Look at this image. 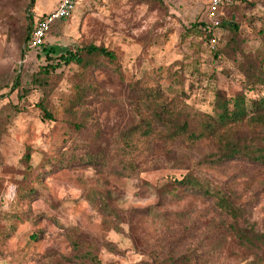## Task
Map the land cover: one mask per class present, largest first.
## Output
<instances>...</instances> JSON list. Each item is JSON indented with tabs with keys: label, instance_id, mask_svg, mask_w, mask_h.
<instances>
[{
	"label": "rangeland",
	"instance_id": "rangeland-1",
	"mask_svg": "<svg viewBox=\"0 0 264 264\" xmlns=\"http://www.w3.org/2000/svg\"><path fill=\"white\" fill-rule=\"evenodd\" d=\"M61 1L0 0V264L41 260L51 264L73 252L67 233L75 227L103 264H153L171 250L191 251L202 264L199 257L207 255L210 246L218 249L208 264H259L234 236L215 233L213 223L220 217L211 199L179 189L176 197L164 191L174 179L201 175L217 190H234L248 209V218L264 232L263 167L242 161L227 169L201 163L216 151V143L208 138L196 143L152 139L127 155L134 170L123 169L121 161L126 149L122 134L138 122L137 94L130 85L160 89L162 99L177 105L190 128L200 130L204 116L213 110L215 92L236 95L242 90V65L259 63L264 51V0H247L255 6L242 4L227 12L225 19L234 20L239 28L234 39L231 29H220L217 57L198 24L206 21L208 0H80L69 19L53 23L45 44L29 49L24 40L29 24L42 13L54 12ZM90 42L115 51L116 64L90 75L75 63L58 66V60H47L46 47L75 51ZM43 66L51 71L44 83L34 79ZM90 80L99 96L89 105L92 117L82 141L78 139L82 148L76 151L102 150L105 166L51 173L47 160L57 148L72 145L64 110L76 84ZM263 94L264 88L248 96ZM42 102L59 120L45 117ZM235 130L238 138L254 135L245 124ZM27 152L30 162L24 158ZM19 187L28 193L33 188V194L21 196ZM99 200L114 212L101 209ZM145 209L149 211L141 214ZM107 242L122 252L110 251Z\"/></svg>",
	"mask_w": 264,
	"mask_h": 264
},
{
	"label": "trees",
	"instance_id": "trees-1",
	"mask_svg": "<svg viewBox=\"0 0 264 264\" xmlns=\"http://www.w3.org/2000/svg\"><path fill=\"white\" fill-rule=\"evenodd\" d=\"M31 1L32 4L35 3V0ZM242 4L255 6V4L247 0L241 4L230 5L225 8L226 18H228L229 13L238 10ZM30 17H32V14ZM226 20L225 18L223 19L220 28L225 27L235 32L231 36V39H234L237 36L236 31L239 26L232 19ZM198 24L202 26L204 40L207 44V35L203 31L204 23L200 22ZM34 26L33 22L29 24V31L24 39L27 43L31 38ZM45 51L49 63L53 60L59 61L58 66L75 63L81 67L84 73L90 75L100 67H112L117 62L115 51L105 45H97L94 42L83 44L75 51L66 49L64 52H60L57 47H46ZM214 51L216 57L220 55L218 49ZM259 59L258 65L250 61L242 65L245 75L242 81V90L239 93L234 96H228L222 89L215 92L213 110L204 116L200 130L190 128L189 122L186 119H182L183 113L178 109L177 105H172V103H167L162 99L160 89H150L147 91L143 90L138 83L131 84L130 89L137 94L135 110L138 115V122L122 134L123 143L126 148L123 149L125 160L121 161L123 169L132 171L136 168V165L130 161L127 155L137 150L139 145L152 139H160L165 143H171L177 138H185L190 143H196L204 138H208L216 143V151L201 163L227 169L232 162L242 161L253 167L264 168V132L258 131L259 128H264V94L258 97L248 96L249 92H259L264 88V51L259 53ZM49 63L47 66L55 68L54 65L51 66ZM113 70L119 71L117 68ZM50 72L48 67L43 66L41 74L36 75L34 79L44 83L46 82V75ZM15 85H20V75H17ZM98 96L99 93L93 80L76 84V92L71 98L69 105L65 108L63 118L71 127L69 138L72 140V145L68 148L64 146L57 148L51 155V159L47 160L51 164V173L63 168L77 166H105L106 156L102 150L91 152L88 149L85 153L76 151L82 148L80 145L83 139L81 135L86 128L87 121L92 117L89 105ZM41 108L47 119L53 121L59 120L54 113L47 109L43 102L41 103ZM242 124L254 130V135L238 138L235 127ZM80 138L81 141L79 142L78 139ZM84 146L87 147L88 145ZM24 158L27 162H30V152H27ZM42 167H44L45 173L46 164L44 162ZM42 175L41 172L35 179H39ZM165 188L168 189H165V195L179 196V192H177V189H179L181 190L180 192L186 195L211 199L220 217V221L213 223L217 230L215 233L222 234L223 237L228 234L234 236L241 247L256 255L257 263L264 264V232L248 218L249 211L244 206V203L238 200L234 190H217L207 180L203 179L201 175L193 173H188L181 180L174 179ZM31 189V193H28L26 189L24 190V187H19L21 196L32 195L33 188ZM99 201L101 209L107 213L114 212L106 201ZM145 211L149 210L145 209L140 211V213L145 214ZM167 214L173 215L172 212H168ZM177 215L179 216L180 214ZM71 230L70 233H67V237L71 243L73 252L51 261V264H103L93 250L90 247H86V242L81 236V229L75 227ZM42 232V229L38 230L32 237L37 239ZM106 246L114 253L120 254L122 252L111 242H107ZM214 248L218 249L215 246H210L208 254L199 257L202 264L211 262L213 253L215 254ZM178 262H182L183 264H198L195 255L191 251L177 253L174 250H171L166 258L159 259L153 264H178ZM40 263L49 264L42 260Z\"/></svg>",
	"mask_w": 264,
	"mask_h": 264
},
{
	"label": "built area",
	"instance_id": "built-area-1",
	"mask_svg": "<svg viewBox=\"0 0 264 264\" xmlns=\"http://www.w3.org/2000/svg\"><path fill=\"white\" fill-rule=\"evenodd\" d=\"M80 0H62L58 8L49 14L43 15L37 19L31 35L27 43L29 49H36L41 47L45 41L46 36L50 32L53 23L56 20L69 19L76 10ZM245 0H208L206 9V21L204 23L203 31L207 35V45L210 50H217L221 45L222 37L220 27L223 19L226 17L225 8L241 4Z\"/></svg>",
	"mask_w": 264,
	"mask_h": 264
},
{
	"label": "crops",
	"instance_id": "crops-1",
	"mask_svg": "<svg viewBox=\"0 0 264 264\" xmlns=\"http://www.w3.org/2000/svg\"><path fill=\"white\" fill-rule=\"evenodd\" d=\"M47 13H49V12H47ZM47 13H45V14H47ZM45 14H44V13H42V15H40V17H41V16H43V15H45Z\"/></svg>",
	"mask_w": 264,
	"mask_h": 264
}]
</instances>
